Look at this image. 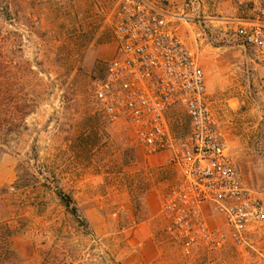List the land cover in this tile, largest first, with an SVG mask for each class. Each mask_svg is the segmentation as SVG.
I'll use <instances>...</instances> for the list:
<instances>
[{
  "label": "rangeland",
  "instance_id": "rangeland-1",
  "mask_svg": "<svg viewBox=\"0 0 264 264\" xmlns=\"http://www.w3.org/2000/svg\"><path fill=\"white\" fill-rule=\"evenodd\" d=\"M121 1L0 0V223L17 230L18 262L42 264L56 250L62 264H252L232 245L186 258L168 241L161 206L179 170L94 98L115 53ZM157 1L186 17L175 25L199 57L243 183L264 201V66L235 36L264 0ZM174 115L183 136L189 121ZM252 239L264 264V226Z\"/></svg>",
  "mask_w": 264,
  "mask_h": 264
},
{
  "label": "built area",
  "instance_id": "built-area-1",
  "mask_svg": "<svg viewBox=\"0 0 264 264\" xmlns=\"http://www.w3.org/2000/svg\"><path fill=\"white\" fill-rule=\"evenodd\" d=\"M157 0H122L115 13V53L93 95L111 121L125 120L149 155L168 154L180 181L166 193L165 236L184 257L232 245L252 264L262 256L252 236L264 226V201L248 189L207 93L199 57L184 43L176 20ZM235 36L264 66V5L238 21ZM182 110L188 131H175ZM224 225L214 228L210 219Z\"/></svg>",
  "mask_w": 264,
  "mask_h": 264
},
{
  "label": "trees",
  "instance_id": "trees-1",
  "mask_svg": "<svg viewBox=\"0 0 264 264\" xmlns=\"http://www.w3.org/2000/svg\"><path fill=\"white\" fill-rule=\"evenodd\" d=\"M6 102H4L5 104ZM9 107V103H6V107ZM4 124V123H3ZM2 125H0V129ZM1 132V130H0ZM58 197L67 209H70L72 214L78 215V208L75 206L74 200L63 191L58 192ZM17 234V230L14 229L8 222L0 223V264H21L18 262L16 252L13 247V240ZM42 264H62L59 252L52 250L46 254Z\"/></svg>",
  "mask_w": 264,
  "mask_h": 264
}]
</instances>
